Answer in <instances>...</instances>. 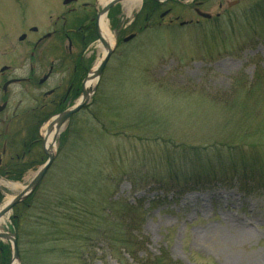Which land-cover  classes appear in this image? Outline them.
<instances>
[{
    "label": "rangeland",
    "instance_id": "374dc122",
    "mask_svg": "<svg viewBox=\"0 0 264 264\" xmlns=\"http://www.w3.org/2000/svg\"><path fill=\"white\" fill-rule=\"evenodd\" d=\"M236 1V7L227 9V3ZM129 2L108 14L119 45L98 84H92L96 92L88 106L56 137L52 165L37 198L48 190L43 205L55 200L51 193L83 200L94 213L92 221L100 225L105 201L142 206L140 235L148 239L139 248L143 258L157 257L165 250L179 264H264V183L259 180L264 178V76L259 75L263 87L251 83L254 74L264 72V0H196L187 7L165 4L162 11L172 13L162 22L157 15L142 31L145 23L135 16L143 2L132 9ZM62 3L0 0V68L8 65L9 56L24 58L16 66L19 70L28 66V44L52 31L58 16L67 17ZM198 5L212 18L221 17L198 20L193 13ZM134 20L137 25L129 30ZM189 21L190 26L179 28V23ZM29 28L40 33L32 35ZM72 31L84 36L74 27ZM23 33L27 40L20 43ZM131 34L135 39L123 44ZM58 41L44 43L51 46ZM92 41L84 50L71 49V57L86 61L85 77L100 58ZM64 50L68 54L66 45ZM51 60L56 61L52 56L43 59L48 65ZM71 62L66 63V73L57 69L58 75L47 86L26 87L18 97L19 108L34 107V119L24 124L33 133L30 142L38 140L40 156L31 144V155L25 159L31 165L21 181L0 178V207L19 195L47 161L42 134L55 113L42 95L58 84L63 73L65 80L69 78ZM46 70L41 68L36 78ZM24 88L14 89L22 92ZM28 132L21 135L22 141L18 139L20 144L27 142ZM219 161L237 170L245 168V190L230 180L231 175L224 176L226 169L219 167ZM250 167L257 170L254 176L248 172ZM73 172L91 184L90 191L82 190L89 191L87 199L78 193L82 182L66 181ZM12 216L15 211L8 214L0 233L17 237L20 264H80L72 250L63 251L69 247L62 244L55 245L57 250L50 244L40 248V239L30 236L29 229L14 227ZM87 253V264H116L103 241H93Z\"/></svg>",
    "mask_w": 264,
    "mask_h": 264
},
{
    "label": "trees",
    "instance_id": "16d2710c",
    "mask_svg": "<svg viewBox=\"0 0 264 264\" xmlns=\"http://www.w3.org/2000/svg\"><path fill=\"white\" fill-rule=\"evenodd\" d=\"M142 11L141 15L143 17L145 16L144 18H151L158 11V5L147 2ZM111 19L113 21V18ZM89 32L88 40L83 44V48L93 40L92 31ZM80 71L83 76L85 73V66L83 64L80 66ZM258 72V75H253L255 80L251 83L254 82V85L261 87L263 80L259 78V75L264 76V72H262V70ZM237 82H241V80ZM248 92L250 93V90ZM34 145L35 155L37 156L38 151L36 142ZM24 166L25 165L19 162L18 171L14 172L13 169L9 168L7 170H0V175L9 180L19 181L29 168V166ZM220 166L226 169V174L224 176L229 177L231 175L230 180H235L240 186L242 185L241 187L243 190L245 185L244 177L247 174L245 168L237 170L223 163V161H219V167ZM255 170L254 167H250L248 172L250 175L254 176ZM211 174L210 176L214 178V173L211 172ZM203 179H206V176ZM259 180L262 184L264 183V178H262V180L259 178ZM66 181H70V184L75 181L82 182L83 188L80 189L78 193L84 198H86V196L89 197L91 184L88 182V179H83L73 172V174L68 176ZM131 183L136 185L137 181L132 178ZM86 189L89 191L82 193V190ZM41 190H43L42 184L15 210L16 216L13 219L14 227H22L24 232L29 229L30 236H36L40 239V248L46 249L45 244H50L52 245V250H57L58 247L55 245L62 244L63 246L69 247L63 249V251L72 250L73 253L76 254V260L80 264H87L89 258L84 256V254L88 255L87 248L90 247L93 241H103L114 257L116 264H178L171 260L165 250H160V255L154 258H143L140 255L139 248H142L148 242L147 238L140 235L143 223L142 206L136 205V203L132 205L121 200L105 201L103 203L105 207L101 210V213L106 211L105 218L103 219L102 225H100L92 221L94 213H91L89 205L86 206L83 200L76 201L70 197H57L54 193H51V196L54 197L55 200L51 201L50 205H43L41 203L43 202V196H49V191L46 190L41 198H37L38 192ZM249 193L251 192H248V194ZM18 209L19 211L22 209L25 210L27 221L25 220V213L19 212ZM30 213H34L36 217L34 218V215ZM99 218H102V215H100ZM135 232H138L139 236H136L137 233ZM8 260V248L0 243V264H7Z\"/></svg>",
    "mask_w": 264,
    "mask_h": 264
},
{
    "label": "flooded vegetation",
    "instance_id": "af4514ba",
    "mask_svg": "<svg viewBox=\"0 0 264 264\" xmlns=\"http://www.w3.org/2000/svg\"><path fill=\"white\" fill-rule=\"evenodd\" d=\"M220 7L221 6L219 5V9ZM81 9L87 10L89 7L87 4H83ZM67 12L73 13L74 11L70 9L67 10ZM73 22H75V20H73ZM56 25L57 24H55V26ZM65 27L66 20L62 23L61 29L65 30ZM61 29L57 35L58 38H61L63 41H70L67 34ZM56 32V30H53L51 33H45V35H50V39L55 36ZM44 40L45 39L38 38L34 43L30 42V44H28V47L30 46L31 49L28 54L29 59H26L28 62V66H25L26 68L19 70L16 67L17 64L24 59L20 60L19 58H16V56L15 59H12L11 56H9L10 59H8V65H4L0 68V167L6 166V168H8L10 165L15 164L20 157H24L23 148L25 147L26 142H23V144L21 143L23 146L20 155L19 146H21V144L18 139L21 140V135L24 131L25 133L28 132V126L24 123L28 122L27 124H29V122L34 119V107L27 106L24 109L19 108L21 100H19L18 97L26 91L18 92L14 88L33 85L37 79L36 74L39 73L41 68L46 67V61H43V59L45 58L47 60V57H50V49H45V47H48L49 45H45V43H43ZM61 46L62 45L53 44L56 55L59 53V48H61ZM70 46H72L71 41ZM66 61V57L59 53V58H57L56 61H51L49 63L50 65L47 66L46 72L41 75L42 77L40 76L41 79L44 76H48V78L42 85L38 84V81H40L39 79L37 81V84L39 85H37L38 88H42L53 78H56V75H58L57 69L65 72L64 68L66 66ZM73 70V74H71L67 80H65L64 73L62 76L59 75L58 84L53 88H49L45 92V100H48V103L45 104L49 109L53 110V113L65 107L68 100L77 94V88L75 86L78 76L76 74L75 66H73ZM64 83H67V88L66 85L64 87ZM46 93L49 95H46ZM31 100L34 101V98Z\"/></svg>",
    "mask_w": 264,
    "mask_h": 264
},
{
    "label": "water",
    "instance_id": "95a60500",
    "mask_svg": "<svg viewBox=\"0 0 264 264\" xmlns=\"http://www.w3.org/2000/svg\"><path fill=\"white\" fill-rule=\"evenodd\" d=\"M71 1H76V0H65V4L71 2ZM123 0H112L101 12L100 14L97 15V18L99 17V15H104L106 14L110 8H112L113 6H115L116 4L120 3ZM155 2H158L159 0H153ZM160 1H169V0H160ZM236 3H231L228 6H232L235 5ZM165 15V14H164ZM202 18L205 19H209L210 17L208 15H203V14H199ZM95 33L96 36L98 37L99 42L102 44V46L106 49L107 53L105 55V57L103 58V60L101 61V63L99 64L96 72H95V77L100 78V76L102 75V72L105 68V66L107 65L110 56L112 55L113 50L110 49L108 47V45L103 41L102 38H100V36L98 35V31L97 28L95 29ZM24 38H20V40H23ZM131 39V37L129 38ZM128 39V40H129ZM126 40V41H128ZM88 95L85 91H83V98L81 99V101L72 109L62 113L61 115L57 116L54 119V122L57 125V130L65 123L68 121V119L78 113L84 106H86L87 102H88ZM44 153L48 156V162L41 168V170L38 172V174L36 175V177L34 178V180L27 186V188L21 193L19 194L17 197H15L11 202L10 205L7 206L5 209H3L0 212V217L3 216L4 214L8 213L13 207H15L17 204H19L20 202L24 201L31 193L32 191L39 185V183L41 182L42 178L44 177V175L46 174V172L48 171L52 161H53V157L52 155H50L46 150H44ZM0 239L3 240H10L13 244V248H14V255H13V261L14 260H18V254H17V249H16V241L14 236H8L7 234H0Z\"/></svg>",
    "mask_w": 264,
    "mask_h": 264
},
{
    "label": "bare ground",
    "instance_id": "6f19581e",
    "mask_svg": "<svg viewBox=\"0 0 264 264\" xmlns=\"http://www.w3.org/2000/svg\"><path fill=\"white\" fill-rule=\"evenodd\" d=\"M110 0H100L101 6H105ZM142 3V0H130L129 7L130 9L135 8L136 6H139ZM129 9V10H130ZM97 31L98 35L106 42V44L109 46V48H113L115 44V36L114 33L111 30L110 23L108 21V18L106 15H100L97 20ZM98 45V51L100 53V58L95 64L92 71L89 73L88 78L86 82L83 85V91L86 93L89 92L92 88V84L95 82V70L98 67L99 63L101 62L102 58L106 54V49ZM43 140H44V147L46 150H49V152L54 150V137L56 136V125L55 123H51L50 125L46 124L43 128ZM15 185H11V188H14ZM12 199L7 200L1 207L0 212L5 209L7 206L10 205ZM8 221V215L0 217V232L2 229V226H7Z\"/></svg>",
    "mask_w": 264,
    "mask_h": 264
}]
</instances>
